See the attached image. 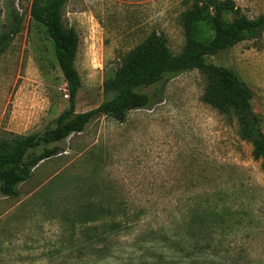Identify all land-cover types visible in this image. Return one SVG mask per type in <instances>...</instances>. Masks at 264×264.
<instances>
[{
  "label": "rangeland",
  "instance_id": "374dc122",
  "mask_svg": "<svg viewBox=\"0 0 264 264\" xmlns=\"http://www.w3.org/2000/svg\"><path fill=\"white\" fill-rule=\"evenodd\" d=\"M191 1L68 0L62 23L79 41L75 113L110 98L105 78L151 33L182 54L179 16ZM229 1L248 19L264 14V0ZM31 4L0 0V33L13 11L21 20L0 55V139L42 134L68 109L53 43ZM208 62L247 85L264 135V34ZM205 84L186 71L143 89L153 104L124 123L95 117L54 145L57 155L37 165L17 198L0 195V264H264L261 163L234 116L203 103Z\"/></svg>",
  "mask_w": 264,
  "mask_h": 264
},
{
  "label": "trees",
  "instance_id": "16d2710c",
  "mask_svg": "<svg viewBox=\"0 0 264 264\" xmlns=\"http://www.w3.org/2000/svg\"><path fill=\"white\" fill-rule=\"evenodd\" d=\"M68 0H32L30 16L40 24L53 43L54 57L68 94V109L54 121L55 128L42 134L0 139V195L14 199L19 185L25 183L32 171L43 161L57 155L54 146L71 135L82 133L95 117H108L122 124L132 111L147 109L154 96L143 89L165 82L186 71L196 70L205 77L202 101L220 115H232L237 121L240 138L252 147V158L261 163L264 173V135L258 117L252 110V93L232 69L213 65L208 58L234 46L254 40L264 34V14L248 19L229 0H192L179 16L185 37L182 54L173 56L166 40L151 33L142 43L123 55L112 75L105 78L103 92L110 98L98 108L76 114L75 103L81 89V79L75 68L78 36L72 28L64 27L62 10ZM233 15V19L227 16ZM7 30L0 33V55L19 32L21 20L14 11L9 15ZM215 218L221 210H209ZM224 212H238L225 209ZM191 223L200 218L191 214ZM216 232L217 227L204 226Z\"/></svg>",
  "mask_w": 264,
  "mask_h": 264
},
{
  "label": "built area",
  "instance_id": "2783aa9c",
  "mask_svg": "<svg viewBox=\"0 0 264 264\" xmlns=\"http://www.w3.org/2000/svg\"><path fill=\"white\" fill-rule=\"evenodd\" d=\"M65 97L67 98L68 97V94H66Z\"/></svg>",
  "mask_w": 264,
  "mask_h": 264
}]
</instances>
